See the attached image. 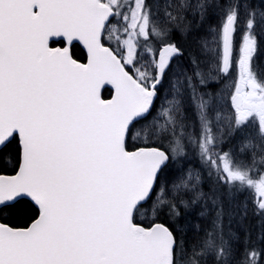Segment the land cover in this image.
Listing matches in <instances>:
<instances>
[{
  "label": "snow or ice",
  "instance_id": "snow-or-ice-1",
  "mask_svg": "<svg viewBox=\"0 0 264 264\" xmlns=\"http://www.w3.org/2000/svg\"><path fill=\"white\" fill-rule=\"evenodd\" d=\"M262 49L264 0H0V264H264Z\"/></svg>",
  "mask_w": 264,
  "mask_h": 264
},
{
  "label": "rangeland",
  "instance_id": "rangeland-1",
  "mask_svg": "<svg viewBox=\"0 0 264 264\" xmlns=\"http://www.w3.org/2000/svg\"><path fill=\"white\" fill-rule=\"evenodd\" d=\"M236 43H237V46H239V44H240V37H239V36L236 37ZM257 62H258L259 64L264 65V49L261 50V52H260V54H259V56H258V58H257ZM242 202H249V207H250V200H249V196H248L247 194L238 197L237 200L235 201V204H236V206H237V211H238L239 206H240V204H241ZM234 221H235V222H234ZM234 221H233L232 223H235V224L233 225V226L236 228L235 232H237V233L239 234V236H240V232H238V230H239V231H244V230L246 229V225H245L246 222H245V220L241 221L239 215H237V216L235 217V220H234ZM232 230H233V229H232ZM240 238H241V236H240ZM239 243H240V240H239ZM240 244H241V243H240ZM240 244H237V247H238L241 251H243V249H241V245H240Z\"/></svg>",
  "mask_w": 264,
  "mask_h": 264
},
{
  "label": "trees",
  "instance_id": "trees-1",
  "mask_svg": "<svg viewBox=\"0 0 264 264\" xmlns=\"http://www.w3.org/2000/svg\"><path fill=\"white\" fill-rule=\"evenodd\" d=\"M250 207H251V204H250ZM257 217H254L252 216L251 214L248 216L247 219H245V225H246V229L244 231H239L240 232V243L238 242L237 244H240L241 245V249L244 248V241L246 240V236H245V232L247 229H251L252 231V235H253V239L255 240L256 239V236L257 234L259 233V228L257 227ZM235 220V218L233 219V221ZM232 221V222H233ZM235 222V221H234ZM235 223H231L229 224V220L227 217H225L224 219V228H225V231L227 232L229 228L233 229V231L236 230V228L233 226Z\"/></svg>",
  "mask_w": 264,
  "mask_h": 264
}]
</instances>
